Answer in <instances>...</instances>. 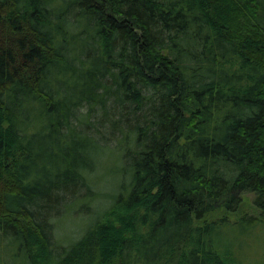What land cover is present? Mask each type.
I'll use <instances>...</instances> for the list:
<instances>
[{"label":"trees","instance_id":"trees-1","mask_svg":"<svg viewBox=\"0 0 264 264\" xmlns=\"http://www.w3.org/2000/svg\"><path fill=\"white\" fill-rule=\"evenodd\" d=\"M260 228L264 0H0V264H243Z\"/></svg>","mask_w":264,"mask_h":264},{"label":"rangeland","instance_id":"rangeland-1","mask_svg":"<svg viewBox=\"0 0 264 264\" xmlns=\"http://www.w3.org/2000/svg\"><path fill=\"white\" fill-rule=\"evenodd\" d=\"M247 197L251 203L253 195L248 194ZM258 231V237L249 241L250 247L247 248V258L243 264H264V229L260 228Z\"/></svg>","mask_w":264,"mask_h":264}]
</instances>
